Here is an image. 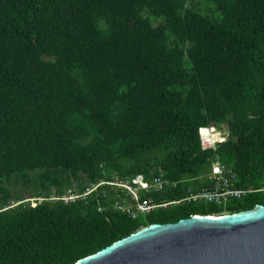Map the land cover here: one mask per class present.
<instances>
[{
  "label": "trees",
  "instance_id": "trees-1",
  "mask_svg": "<svg viewBox=\"0 0 264 264\" xmlns=\"http://www.w3.org/2000/svg\"><path fill=\"white\" fill-rule=\"evenodd\" d=\"M215 161L264 187V0H0V264H74L140 228L216 216L133 220L108 188L48 201L114 177L195 179ZM259 205L264 192L227 212Z\"/></svg>",
  "mask_w": 264,
  "mask_h": 264
},
{
  "label": "water",
  "instance_id": "water-1",
  "mask_svg": "<svg viewBox=\"0 0 264 264\" xmlns=\"http://www.w3.org/2000/svg\"><path fill=\"white\" fill-rule=\"evenodd\" d=\"M74 264H264V206L146 226Z\"/></svg>",
  "mask_w": 264,
  "mask_h": 264
},
{
  "label": "built area",
  "instance_id": "built-area-1",
  "mask_svg": "<svg viewBox=\"0 0 264 264\" xmlns=\"http://www.w3.org/2000/svg\"><path fill=\"white\" fill-rule=\"evenodd\" d=\"M200 147L202 150L215 149L214 144L209 146V142L206 144L205 141L202 142L201 140ZM103 188H108L115 194L114 202L111 204L112 208L133 220L144 219L153 213L193 205H213L220 208L221 212L213 217L227 215L229 214L227 208L231 202H239L258 192H264V187L259 191L253 187H239V180L231 168L215 161L204 176L195 179L172 182L165 179L161 174L148 181L143 176L125 180L114 177L109 181L101 180L91 184L81 196L68 191L60 198L52 196L48 201L61 200L64 204H71L78 200H85L98 189ZM166 190L179 192L181 196L171 200H154L150 197ZM43 201V198L37 199L38 204Z\"/></svg>",
  "mask_w": 264,
  "mask_h": 264
},
{
  "label": "rangeland",
  "instance_id": "rangeland-1",
  "mask_svg": "<svg viewBox=\"0 0 264 264\" xmlns=\"http://www.w3.org/2000/svg\"><path fill=\"white\" fill-rule=\"evenodd\" d=\"M217 129H220V130H216L215 129V133L217 132V137L219 138V142H223V141H225L226 139H227V131H226V129H225V127L224 126H221V127H218ZM206 130H208V129H206ZM210 131H213V133H212V138H211V136L209 135L208 136V133H206L205 134V136H207V137H209V139L208 138H206V139H204V138H202V137H204L203 135H201V133H200V140L203 142V141H208V142H210V144H209V146H212V144H214L215 143V134H214V129H209ZM210 131H209V134H210ZM206 131H203V133H205Z\"/></svg>",
  "mask_w": 264,
  "mask_h": 264
},
{
  "label": "bare ground",
  "instance_id": "bare-ground-1",
  "mask_svg": "<svg viewBox=\"0 0 264 264\" xmlns=\"http://www.w3.org/2000/svg\"><path fill=\"white\" fill-rule=\"evenodd\" d=\"M203 131H206V132L203 133ZM200 133H201V135L204 136V137H202V138H204V139L208 138V139H209V137L205 136V134L208 133V130L204 129V130H202ZM205 142H206V144L208 143V141H205Z\"/></svg>",
  "mask_w": 264,
  "mask_h": 264
},
{
  "label": "clouds",
  "instance_id": "clouds-1",
  "mask_svg": "<svg viewBox=\"0 0 264 264\" xmlns=\"http://www.w3.org/2000/svg\"><path fill=\"white\" fill-rule=\"evenodd\" d=\"M209 129H210V128H209ZM201 130H202V129H201ZM201 130H200V131H201ZM200 131H199V133H200ZM199 138H200V134H199ZM209 144H210V142H209ZM214 145H215V143H214Z\"/></svg>",
  "mask_w": 264,
  "mask_h": 264
}]
</instances>
